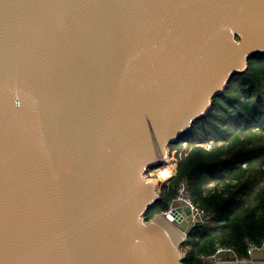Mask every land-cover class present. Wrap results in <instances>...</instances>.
Returning a JSON list of instances; mask_svg holds the SVG:
<instances>
[{
  "label": "water",
  "instance_id": "1",
  "mask_svg": "<svg viewBox=\"0 0 264 264\" xmlns=\"http://www.w3.org/2000/svg\"><path fill=\"white\" fill-rule=\"evenodd\" d=\"M257 54L264 0H0V264H184L148 173Z\"/></svg>",
  "mask_w": 264,
  "mask_h": 264
},
{
  "label": "trees",
  "instance_id": "2",
  "mask_svg": "<svg viewBox=\"0 0 264 264\" xmlns=\"http://www.w3.org/2000/svg\"><path fill=\"white\" fill-rule=\"evenodd\" d=\"M206 141L213 143L210 150L201 144ZM172 148L185 154L147 219L166 212L185 182L194 203L213 217L190 230L182 245L184 264H205L203 257L214 252L216 243L250 259L248 242L264 239V54L250 58L248 69L215 98L209 115Z\"/></svg>",
  "mask_w": 264,
  "mask_h": 264
},
{
  "label": "built area",
  "instance_id": "3",
  "mask_svg": "<svg viewBox=\"0 0 264 264\" xmlns=\"http://www.w3.org/2000/svg\"><path fill=\"white\" fill-rule=\"evenodd\" d=\"M201 144L208 150H210L213 147L212 141L202 142ZM183 154H185V150L170 148V153L168 158L159 167H156L157 171L158 170L168 171L166 177V178L169 177L168 180L166 181L160 180V182L155 183V185H157L160 191L163 184L168 182L175 175L177 166ZM149 174H150L148 175V177H150L149 179L154 181V179H151V172H149ZM182 205L188 206L191 210V219H190L191 229L209 224V222L213 217L211 211L205 209L204 207L198 206L197 204L194 203L185 182H182L179 185L177 195L172 201L169 202V208L165 213H171V211L174 208ZM262 248H264V239L260 244L254 243L252 241L248 242V254L250 255V257L253 255L254 251L260 250ZM203 260L205 264L251 263V259H241L240 257H238L236 251L232 247L220 243H216L214 252L204 256Z\"/></svg>",
  "mask_w": 264,
  "mask_h": 264
},
{
  "label": "rangeland",
  "instance_id": "4",
  "mask_svg": "<svg viewBox=\"0 0 264 264\" xmlns=\"http://www.w3.org/2000/svg\"><path fill=\"white\" fill-rule=\"evenodd\" d=\"M185 143H184V145L187 144V143L186 144ZM172 149H174V148H172ZM150 172H151V179H154L157 182H160V180L161 181H164V180L166 181V180L169 179V177L165 178V179H162V176H163L162 175V171H159V170L157 171L156 168L152 169ZM251 257L256 258V259H264V248L254 251V253H253V255Z\"/></svg>",
  "mask_w": 264,
  "mask_h": 264
},
{
  "label": "bare ground",
  "instance_id": "5",
  "mask_svg": "<svg viewBox=\"0 0 264 264\" xmlns=\"http://www.w3.org/2000/svg\"><path fill=\"white\" fill-rule=\"evenodd\" d=\"M159 166H160V165H159ZM159 166H158V167H159ZM167 172H168V171H162V175H163V176H162V179H165V178L167 177ZM156 182H157V181L154 180V181H153V184H155Z\"/></svg>",
  "mask_w": 264,
  "mask_h": 264
},
{
  "label": "crops",
  "instance_id": "6",
  "mask_svg": "<svg viewBox=\"0 0 264 264\" xmlns=\"http://www.w3.org/2000/svg\"><path fill=\"white\" fill-rule=\"evenodd\" d=\"M250 259H251V262H256V261L260 260V259H256V258H253V257H251Z\"/></svg>",
  "mask_w": 264,
  "mask_h": 264
}]
</instances>
